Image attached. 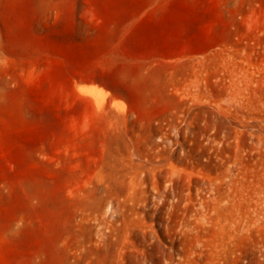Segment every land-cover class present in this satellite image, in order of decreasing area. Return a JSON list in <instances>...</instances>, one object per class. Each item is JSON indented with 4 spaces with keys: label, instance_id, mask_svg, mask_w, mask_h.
<instances>
[{
    "label": "rangeland",
    "instance_id": "obj_1",
    "mask_svg": "<svg viewBox=\"0 0 264 264\" xmlns=\"http://www.w3.org/2000/svg\"><path fill=\"white\" fill-rule=\"evenodd\" d=\"M0 264H264V0H0Z\"/></svg>",
    "mask_w": 264,
    "mask_h": 264
}]
</instances>
